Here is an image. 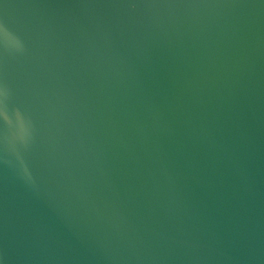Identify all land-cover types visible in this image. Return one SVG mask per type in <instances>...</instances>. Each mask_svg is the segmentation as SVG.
<instances>
[{
  "label": "water",
  "instance_id": "water-1",
  "mask_svg": "<svg viewBox=\"0 0 264 264\" xmlns=\"http://www.w3.org/2000/svg\"><path fill=\"white\" fill-rule=\"evenodd\" d=\"M0 264H264V0H0Z\"/></svg>",
  "mask_w": 264,
  "mask_h": 264
},
{
  "label": "clouds",
  "instance_id": "clouds-1",
  "mask_svg": "<svg viewBox=\"0 0 264 264\" xmlns=\"http://www.w3.org/2000/svg\"><path fill=\"white\" fill-rule=\"evenodd\" d=\"M4 33H5V38L6 39L11 40V41H15L16 43H18L17 38L14 37L11 33H9L6 28L4 29ZM2 95L4 96V99L7 100L8 92L6 90L2 93ZM4 114L6 115L7 112L5 111ZM16 114L20 118V129H21V132L18 133V135L16 136L15 140H19L20 142L25 143L26 140H27V137L29 135V129H28V126H27V122H26L24 116L19 111H17ZM5 121L8 122L7 119H5ZM17 159L19 160V163H20V166H21V169H22V172H23V175H24L25 179L28 182L34 183L32 174H31L27 164L24 162L23 157L18 155Z\"/></svg>",
  "mask_w": 264,
  "mask_h": 264
}]
</instances>
